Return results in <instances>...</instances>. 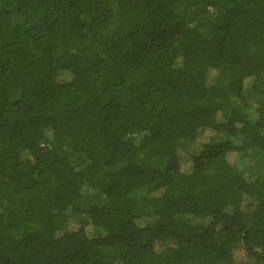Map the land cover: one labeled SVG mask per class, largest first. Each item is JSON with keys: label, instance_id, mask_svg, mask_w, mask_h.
Returning a JSON list of instances; mask_svg holds the SVG:
<instances>
[{"label": "trees", "instance_id": "trees-1", "mask_svg": "<svg viewBox=\"0 0 264 264\" xmlns=\"http://www.w3.org/2000/svg\"><path fill=\"white\" fill-rule=\"evenodd\" d=\"M239 246L264 264V0H0V264Z\"/></svg>", "mask_w": 264, "mask_h": 264}, {"label": "rangeland", "instance_id": "rangeland-1", "mask_svg": "<svg viewBox=\"0 0 264 264\" xmlns=\"http://www.w3.org/2000/svg\"><path fill=\"white\" fill-rule=\"evenodd\" d=\"M208 136H209L208 134H204L200 139H198L196 141L195 145L187 148L186 151H191L192 152L193 149L199 151L200 148L202 147V143L207 140ZM245 163H246V165L250 166V169L252 171L255 170V165H256L255 158L248 156L245 159ZM71 220H72V223H74V220H75L74 217H72ZM70 226H74V224H72ZM88 230H89L88 232L90 234H93V230L91 228L88 227ZM234 259L236 261V264H255L253 259L248 257V255L246 253V250H245V248L243 246H239L234 251Z\"/></svg>", "mask_w": 264, "mask_h": 264}]
</instances>
